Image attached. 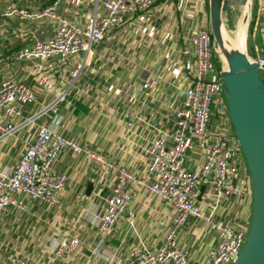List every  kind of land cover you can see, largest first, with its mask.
<instances>
[{"label":"crops","instance_id":"crops-1","mask_svg":"<svg viewBox=\"0 0 264 264\" xmlns=\"http://www.w3.org/2000/svg\"><path fill=\"white\" fill-rule=\"evenodd\" d=\"M54 1L0 0V83L12 79L35 93V102L22 107L23 117L64 91L65 100L53 118L47 120L51 128L135 176H145V149L162 131L172 130L182 91L194 74V60L183 56L181 48L188 36L206 26L209 0H156L147 10L128 16L120 27L110 30L87 51L71 55L65 63L53 61L47 74L56 91H50L36 83L32 66L38 60L15 56L22 48L50 37L56 21L46 17L27 20L17 15L5 16L4 10L13 5L36 11ZM102 1L81 0L78 6H73L61 0L55 5V13L84 27L90 15L101 11ZM252 4L251 0L250 8ZM242 11L244 18L245 8ZM258 37L264 49L261 25ZM78 63L81 68L77 76H72ZM149 78L156 82L145 92L141 84ZM225 108L222 98L213 107V120L218 125L224 123L227 137L235 141L229 119L222 116ZM127 115L132 116L130 124ZM35 131L36 124H30L0 142V170L15 167L22 149L33 141ZM241 158L238 153L235 163L239 169ZM202 163L203 152L194 145L186 153V164L198 170ZM54 169L57 174L67 175L56 204L30 201L33 204L31 207L27 204V211L7 212L0 220L3 261L19 252L45 264H113L115 256L125 259L133 249L155 250L163 243L173 212L153 192L134 181L128 182L129 208L135 215L133 224L130 226L123 215L110 231H103L98 228L97 218L114 185L115 175L103 174L101 167L85 155L69 150L59 153ZM238 171L237 184L242 194L223 201L214 221L227 223L250 214L249 174L247 169V172ZM211 199V194L200 188L197 201L204 215L209 211ZM72 237L75 245L68 251ZM176 239L195 264L215 247V238L204 218L187 222ZM60 242H65L64 254L53 261L54 245Z\"/></svg>","mask_w":264,"mask_h":264},{"label":"built area","instance_id":"built-area-1","mask_svg":"<svg viewBox=\"0 0 264 264\" xmlns=\"http://www.w3.org/2000/svg\"><path fill=\"white\" fill-rule=\"evenodd\" d=\"M58 1L61 0L36 11L13 5L4 10L5 16L17 15L27 20L46 17L56 21L55 31L50 37L22 48L15 56L17 59L38 60L32 66L36 83L50 91H56L47 74L53 61L65 63L71 55L87 51L110 30L120 27L128 16L147 10L156 0H103L101 11L90 15L84 27L56 14ZM67 1L78 6L81 0ZM256 4L255 23L264 28V0H256ZM216 53L208 18L206 26L188 36L181 48L183 56L193 58L194 74L182 91L172 130L162 131L145 149L147 171L143 177L135 176L111 159L80 146L51 128L47 120L53 118L59 104L65 100L64 91L33 114L23 117L22 107L35 102V93L23 83L3 80L0 83V142L30 124H36V131L33 141L20 152L15 167L0 170V220L7 212L26 211L28 200L49 205L57 203L67 175L56 173L54 161L61 151L69 150L76 155H85L101 167L103 174L115 175L114 185L97 218L100 230L110 231L123 215L130 226L133 224L135 215L129 208L131 197L127 191V184L131 181L153 192L173 212L171 226L159 247L155 250L133 249L125 259L115 256L113 264H195L190 260L188 250L178 245L176 237L187 222L203 218L215 238V247L197 264H230L245 241L250 217L234 218L227 223L213 219L223 201L242 194L237 184L239 167L235 163L239 143L227 137L224 123L218 125V121L213 120L214 105L221 103L222 98L225 102L220 78L223 69H218L215 64ZM251 61L256 63L261 75L264 72V50ZM80 68L78 63L71 72L72 76H77ZM155 82L156 79L152 78L142 81V90L148 91ZM223 114L228 118L227 108ZM127 117V124H130L132 116ZM12 118L20 120L14 123ZM194 145L203 152V163L198 170L190 169L186 164V153ZM201 187L212 197L206 215L197 201ZM75 241L74 237L70 238L68 251L74 248ZM65 246V242L54 245L53 261L63 256ZM0 264L45 263L14 252L4 261L0 257Z\"/></svg>","mask_w":264,"mask_h":264},{"label":"water","instance_id":"water-1","mask_svg":"<svg viewBox=\"0 0 264 264\" xmlns=\"http://www.w3.org/2000/svg\"><path fill=\"white\" fill-rule=\"evenodd\" d=\"M250 1H208L210 31L226 64L220 78L227 114L244 157L252 198L247 235L230 264H264V83L256 63L223 37L222 13L227 6H244L249 12Z\"/></svg>","mask_w":264,"mask_h":264},{"label":"rangeland","instance_id":"rangeland-1","mask_svg":"<svg viewBox=\"0 0 264 264\" xmlns=\"http://www.w3.org/2000/svg\"><path fill=\"white\" fill-rule=\"evenodd\" d=\"M253 4L249 10V12L245 13L247 15L246 18V28H244L245 36L244 40L242 42L241 48H238V50L243 51L246 56L249 58V60H253L256 55H261L262 54V45L259 42V37L258 33H260V25L255 23L254 16L256 15V0H252ZM241 10V11H240ZM242 7L235 5L234 7L230 5V7L227 8L225 12L222 13L224 22H225V32H226V39L225 42L229 39L230 41H234L237 43L238 41V33L240 31V25L242 23ZM216 58V66L218 69H224L226 67L225 61L223 57L220 55L219 52L215 54ZM225 66V67H224ZM226 102V101H225ZM226 106V103H225ZM231 124V123H230ZM232 127V125H231ZM233 131V128H232ZM234 135V133H233ZM234 139L236 140L235 136ZM239 154L241 155V159L239 161L240 169L238 170H243L244 172H247L245 169V162H244V157L241 152V149L239 150ZM31 200L27 201V204ZM32 202L29 203L28 207L32 206ZM28 209H26L27 211Z\"/></svg>","mask_w":264,"mask_h":264},{"label":"bare ground","instance_id":"bare-ground-1","mask_svg":"<svg viewBox=\"0 0 264 264\" xmlns=\"http://www.w3.org/2000/svg\"><path fill=\"white\" fill-rule=\"evenodd\" d=\"M247 2H249V0H247ZM248 4V3H247ZM230 5L227 6V8L229 7ZM247 6V5H246ZM242 9L244 10V6H241ZM227 10V9H226ZM245 13L246 12V9H245ZM246 18H247V15L245 14L244 18L242 16V23L240 25V31L238 33V42L235 43L234 41H230L229 39L225 42V43H228V45H231L232 48H235V49H238V48H241L242 46V42L244 40V36H245V32H244V28H246ZM223 37H224V40L226 39L227 35H226V32H225V29H223ZM240 51V50H239ZM217 54V53H216ZM222 56V55H221ZM225 67V66H224Z\"/></svg>","mask_w":264,"mask_h":264},{"label":"trees","instance_id":"trees-1","mask_svg":"<svg viewBox=\"0 0 264 264\" xmlns=\"http://www.w3.org/2000/svg\"><path fill=\"white\" fill-rule=\"evenodd\" d=\"M214 60L216 61V58H215V55H214ZM216 64V62H215ZM261 78L263 80V83H264V72L261 74ZM246 166V165H245ZM247 169V168H246ZM251 201H252V198H251ZM251 209V208H250ZM249 217H250V214H249Z\"/></svg>","mask_w":264,"mask_h":264}]
</instances>
